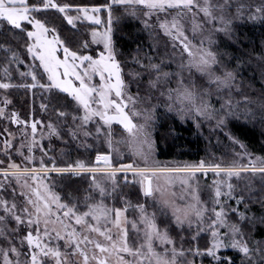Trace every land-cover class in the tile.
<instances>
[{
	"label": "snow or ice",
	"instance_id": "6c2138e0",
	"mask_svg": "<svg viewBox=\"0 0 264 264\" xmlns=\"http://www.w3.org/2000/svg\"><path fill=\"white\" fill-rule=\"evenodd\" d=\"M113 6H123L130 17L142 20L152 39L146 49L137 44L131 54L118 45L121 17L114 15ZM245 8H254L247 13L249 19H264V5L239 0H110L93 5L0 0V72L8 78L0 80V89L39 88L48 100L41 109H51L56 117L29 121L17 112L6 117L0 106V117L23 126L18 146L13 143L17 134L5 128L13 139H4L0 148L8 158L7 166L0 167V190L13 180L19 186L18 195L11 187V200L0 196L4 240L0 264H197V257L199 264H204V257L211 258L210 264H235L232 256H221V250L229 248L241 254V264H264V239L252 238L250 243L256 223L264 224V215L251 207L256 203L264 210V185L259 192L251 188L237 192L233 183V178L248 172L259 173L264 181V156L253 159L232 136L245 149L237 155H247V164L236 159L162 164L154 158L147 129L159 97L166 98V107L181 118L192 116L198 127L201 117L223 127L237 115L239 103L233 105L232 94L242 88L239 64L230 67L213 45L216 33L232 35L233 22L245 15ZM51 9L63 14L73 29L92 22L84 25L90 38L62 36L60 26L46 14ZM102 9H107L106 20L99 15ZM174 54L179 55L175 68ZM14 71L31 83L13 85ZM213 96L223 101L219 108ZM243 99L251 100L247 95ZM2 103L11 101L5 96ZM260 103L264 113V100ZM246 112L255 118L251 108ZM139 116L145 117L144 123L136 121ZM117 124L128 134L119 140L114 136ZM53 137L65 145L76 141L86 150L96 142L106 143L108 150L97 148L94 161L77 158L58 163ZM120 144H127L142 163L114 162ZM59 151L68 155L64 148ZM13 152L22 157L23 165L11 159ZM209 171L214 177L209 186L211 207L201 195L197 176L207 177ZM53 172L60 174L56 181L87 174L83 195L71 183L65 184L67 191H56ZM131 186H138L135 203L132 193L123 191ZM202 233L210 235L200 246ZM185 243L194 246L185 248Z\"/></svg>",
	"mask_w": 264,
	"mask_h": 264
},
{
	"label": "trees",
	"instance_id": "16d2710c",
	"mask_svg": "<svg viewBox=\"0 0 264 264\" xmlns=\"http://www.w3.org/2000/svg\"><path fill=\"white\" fill-rule=\"evenodd\" d=\"M59 2H70L75 4H106L110 3V0H58ZM113 13L115 16L121 17L117 24L119 29L116 32L118 45L123 49L125 53H134V49L137 44L146 46L152 43L150 33L144 29L140 22L130 17L124 12V8L121 6H113ZM47 16L49 19H54L55 22L60 26L62 36H71L75 33L76 40H83L86 38L84 32L75 30L67 25L63 18L57 11L48 10ZM2 39V38H0ZM219 52L222 58L229 62L230 67H235L239 64V78L243 81L246 90H255L258 87L262 88L259 78V72L256 70L255 65L264 57V21L251 22L243 20L240 23H236L233 28L232 38L226 40L220 38ZM163 50L160 48V53ZM21 54H24V50L21 48ZM3 73L0 72V80H7ZM254 79V81H253ZM256 83L255 89L252 88V83ZM13 85H20L21 77L17 72H13L12 75ZM31 83V82H30ZM8 97L13 100L15 108H17L22 115L28 116L33 106L36 115H41L44 118H56L52 114L51 109L47 112L43 111L40 107L41 103H47V93L41 89H34L36 98L31 106L32 101L30 100V94L28 89L24 87L14 86L8 89ZM36 110V111H35ZM38 111V112H37ZM228 131L237 140L244 143L248 149L252 152L264 155V119L259 121H240L232 119L228 123ZM221 135H214V138L208 136V133L200 132L192 123H182L174 115L169 114L165 111H159L157 113L156 122L154 124V140L157 148L158 158L163 161L178 160L181 162L196 163L201 159H207L212 156L214 151L216 153L215 142L223 144ZM66 152L67 156H62L58 163H64L66 161L75 160L82 158L85 153L78 149L72 143H68ZM60 154V153H58ZM90 161L95 158V151L90 155H86ZM213 173L209 176L212 177ZM65 177L67 175H64ZM122 177V175H120ZM52 178L56 179L60 176L51 175ZM129 177H131L129 175ZM88 176H73L71 180L64 179L58 181L55 185L56 191H67L65 184L71 183L73 187L81 189L80 195H83V189L88 186ZM59 183V184H58ZM131 183V182H130ZM258 189L255 192H259L261 184H258ZM138 186L125 187L124 192H131L133 203L136 202ZM252 210L257 215H264V210L261 209L259 204L253 203L251 205ZM241 210L244 209V204H241ZM131 211V210H130ZM252 238L256 240L264 239V224L256 223L255 230L250 233V243ZM207 239L206 235L201 236L199 244H203ZM254 246V245H253ZM232 254H229L231 256ZM233 257V256H232ZM235 264H241L240 257H233Z\"/></svg>",
	"mask_w": 264,
	"mask_h": 264
},
{
	"label": "rangeland",
	"instance_id": "374dc122",
	"mask_svg": "<svg viewBox=\"0 0 264 264\" xmlns=\"http://www.w3.org/2000/svg\"><path fill=\"white\" fill-rule=\"evenodd\" d=\"M234 2H235V0H234ZM239 2L243 3L245 5H264V0H239ZM121 7H123V6H121ZM51 10L56 11L55 9H51ZM244 11H245V15L242 18H236L234 20L233 28H234V25L236 23H240L243 20H248V21H251V22L264 21V19H249L247 13L250 12V11L254 12V8H245ZM59 14L63 18V14H61V13H59ZM71 14H75V11L73 10V12ZM99 15L101 16V18L103 20H106L107 19V9H102V11L99 13ZM137 16L139 17V13H137ZM135 19H137L140 22V24L143 26V23H142L141 19H139V18H135ZM91 24H92V22H90V21H84L80 25H78V27L75 30H80V31L84 32L86 38H90V29L85 27L84 25H91ZM103 26L104 25H101L100 27H103ZM145 30H147V29H145ZM232 35H233V32H232ZM232 35L231 36H226L222 32L216 33L215 34L216 43L213 45L214 50L219 52L218 46H219L220 38H225L226 40L230 41V39L232 38ZM161 49L163 50V52H162V55H163L165 53V49L163 47V42H161ZM168 51L171 52L172 51L171 48H169ZM178 51L179 50H177V53H178ZM174 55H175V61L172 64L173 68H175L176 67V63L179 62V55L178 54H174ZM27 59H30V57H27ZM166 62H167V60H166ZM255 67H256V70L259 72L260 80L258 82L261 84L260 86L262 88L258 87V89H255V87L257 86L256 83L251 82L252 83L251 84L252 88L255 89V90H253V91L252 90H246V88L244 87L243 81H241V79L239 78V74H238V81L241 82L242 88L239 91H234L233 94H232L233 105H236L237 103H239V107L236 109L237 115L234 116V117H229L226 125L223 126V127H217L215 120L209 121V120H206V119H204L202 117L199 118L201 123H200V126L198 127L197 123H196V120L193 119L192 116H186L184 118H181V116L178 115L174 110H169V108L166 107V98L159 97L158 98V102L154 101V103H156L155 110L152 113L151 117L147 121V129H148V131L150 133V136H151V138H152V140L154 142V158L156 160L160 161L162 164L172 165V164H177V163L178 164L185 163V162H181V161H178V160L163 161V160H160L158 158L157 148H156L155 140H154V124L156 122L157 113L159 111H165V112H167L169 114L174 115L182 123H192L200 132H204L205 131L206 133H208V136L211 137V138H214V135H216V134L221 135V137H223L222 138L223 144H221V143L216 141L215 142V146L217 147L216 148V153L214 151H211V153H213L212 156H209V158H207L206 160H209V161H211V160H217V161L223 160V162H225V163H230V162H232V160L236 159V160L241 161L243 164H247L248 163V156L247 155H244L243 157L237 155L239 153H243L245 151V149L241 148L240 144L236 143L231 138L232 135L228 131V123L232 119H237V120L244 121V122H248V121L256 122V121H259V120H263V119H261V116L264 115V113L261 112V103L260 102H261V100H264V57L255 65ZM253 81H254V79H253ZM21 82H22V84L30 83L31 80H30V78H21ZM173 86H175V82H173ZM26 89H28V91H29L30 100L32 101V103H31V106H32L34 101H35L34 99L36 98V95L34 94V89H29V88H26ZM8 95H9L8 89L7 90L0 89V106H4L5 107L6 117L12 112H17L22 119H28L29 121H31L33 118L43 119L45 121H47L49 119H52V120L56 119V118H48V117H45V119H44V118L40 117L41 115H36L34 113V110H33V109H35L34 106H33L32 110H30V114L28 116L22 115V113L17 108H15V105L13 104L14 103L13 100L10 99L8 97ZM245 95H247V96H249L251 98L250 102L249 101H245L243 99V97ZM5 96H7L9 98V100L11 101V103L7 104L6 106L3 105V103H2ZM217 101H218V98L216 96H213L212 102L216 106V108H219L220 104L223 103V101L222 100L219 101V102H217ZM246 108H251L252 109V112L255 114V118H253V116L251 114L246 112ZM6 117H0V133H3V135H0V148H3V140L4 139H6V138L7 139H13L12 137H9L6 132H4L5 128L8 129V132H12V133H16L17 134L15 136V139L13 140V143L18 146V142L20 140L19 131L23 127L22 125H17L15 123H13L10 119H8ZM135 119H136V121L138 123H144L145 122V117L144 116H139V117H136ZM114 130H115L114 131V136H115V138L117 140H119L120 137H122V136H127L128 135L127 132L125 130H123L122 126H120L118 124L114 125ZM43 143L45 144V146L48 145L49 140H48L47 137H45ZM51 143L54 146V153L53 154L56 155L57 162H59V160L62 157L61 154H58V153H60L59 149L60 148H64L65 151H66L67 150L66 148L69 147V144L65 145L64 142L57 140L55 137L52 138ZM71 143H72V145H75L78 149L82 150L85 153V156L82 157V158H87L86 155H90L94 151L96 152L97 148H100L101 150H108L106 143L105 144H101L100 142H96V143L93 144V146L91 148H89L87 150L85 148H83V147H80L78 145V142H76V141H72ZM90 143H91V141H90ZM119 147H120V154L113 153L114 162L127 164V163H131L133 161H136V162H141L142 163L140 158L133 154V152L131 151V149L129 148V146L127 144H120ZM246 149H247V152L252 155L253 159H255L256 157L264 156V155H260V154L252 152L250 149L247 148V146H246ZM9 151H12V150L10 149ZM40 155H41V153L37 149L36 150V157H37L36 165L37 166H38V163H39ZM11 159H14L17 163H22V165L24 163L23 160H22V157H20L18 154L14 153V152L12 154ZM45 159L47 161V157H45ZM0 160H4L5 161L4 164H0V167H6L7 163H8V158L2 152H0ZM94 160H95V158H94ZM211 173L212 172L209 171L207 177H205V176H203L202 174H199V173L197 174V176L199 178V182H200V187H201V195L206 201H208L209 207H211V201L209 200V194H210L209 186L211 185L212 180L214 178L213 175H212V177L209 176ZM51 175L60 176V174H57V173H54V172L51 173ZM64 175H67V174H64ZM84 175H87V174H84ZM118 175H123V174L121 173V174H118ZM128 175L131 176L132 175L131 172H129ZM2 178H3V174L0 173V179H2ZM54 181H56V179H54ZM57 182L58 181L54 182L52 184V186L55 187ZM233 183L237 186L236 187L237 192H240L242 189L246 190L248 188H251L252 191L255 192V190H257L259 188L258 187L259 183L261 184V186L264 185V181L261 180V176H260L259 173L252 174L250 172L242 173L240 179L233 178ZM13 186L17 188V195H18L19 186L16 185L15 181L13 180L12 185L7 187L6 190H0V196H4L5 198H8L9 200H11L12 199L11 187H13ZM245 194L247 195V191H245ZM230 203L234 205L235 201H230ZM240 207H241V205H240ZM223 230L224 229H222V231ZM174 235H175V233H174ZM181 235L184 236L185 240H190V236L184 235L183 233H181ZM203 235H206L208 237L210 234L209 233H202L201 236H203ZM0 243H4L3 237H0ZM180 243H181V240L178 237L177 238V244H180ZM204 243L201 244L200 246H203ZM191 246H194V244L193 243H185L184 244L185 248L191 247ZM229 254H232L231 256H233V257H237V256L240 257V255H241V254H239L238 252H236L235 250H233L231 248L226 249V250L225 249L221 250V256L222 257H227V256H229ZM196 259H197V264H199L200 257H197ZM210 262H211V258L210 257H204V264H210ZM212 264H214V262H212Z\"/></svg>",
	"mask_w": 264,
	"mask_h": 264
}]
</instances>
